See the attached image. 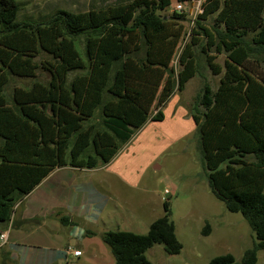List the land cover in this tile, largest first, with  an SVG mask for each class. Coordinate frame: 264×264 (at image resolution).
Returning <instances> with one entry per match:
<instances>
[{
  "label": "trees",
  "instance_id": "trees-1",
  "mask_svg": "<svg viewBox=\"0 0 264 264\" xmlns=\"http://www.w3.org/2000/svg\"><path fill=\"white\" fill-rule=\"evenodd\" d=\"M115 1L19 21L21 3L0 0V232L14 227L17 203L53 171L107 165L150 119L164 121V105L208 67L219 85L207 103L205 83L191 109L203 168L212 194L242 214L257 239L241 263L225 254L208 264H257L264 249V0H205L178 69L188 14L163 12L190 0ZM15 79L30 84L12 87ZM164 211L146 234H102L116 264H152L146 254L155 245L182 252L170 202ZM211 232L207 222L202 235Z\"/></svg>",
  "mask_w": 264,
  "mask_h": 264
},
{
  "label": "rangeland",
  "instance_id": "rangeland-1",
  "mask_svg": "<svg viewBox=\"0 0 264 264\" xmlns=\"http://www.w3.org/2000/svg\"><path fill=\"white\" fill-rule=\"evenodd\" d=\"M18 1L22 6L19 21H39V18L60 9L79 13L90 10L93 4L103 5L104 1L116 2L115 0ZM196 1L198 0H190L185 4L188 14V20L184 23L186 35L173 61L175 69H178V56L182 47L192 38ZM175 6L173 2L163 15L171 16ZM223 60L224 56H220L217 62L223 63ZM202 73L204 77L197 76L191 80L184 93L177 95L178 101L171 102L167 106V119L163 122H153V125L144 129L142 134L139 131L136 132L132 141L120 150V156L123 155L117 164L110 168L124 172L144 171L143 183L137 189L123 187L121 202L128 207L134 205L140 220L148 226L164 216V203L170 202L176 235L183 245V250L179 255H169L164 251L163 246L155 245L146 254L152 264H208L213 258L225 254H232L237 262L241 263L245 251L252 249L257 242L255 233L243 215L229 212L225 205L212 194L207 173L203 168L198 132L193 118L187 123L185 118L181 120L180 116V120H177L175 116L177 104L179 103V107L188 111V106L184 104L189 102L192 106L194 98L205 83H208L205 101L209 103L212 100L220 77L214 76L208 67L202 70ZM39 78L45 81L47 76L40 73ZM28 84H30L29 80L15 79L12 87ZM128 207L125 208L128 209ZM207 222L211 225L212 232L209 236H203L202 231ZM63 226L65 235H58L55 240L60 241V246L65 242V250L73 247L82 251L85 237L83 235L88 236L90 229L86 228L82 222ZM9 227L7 226L3 231ZM92 228L96 229V227ZM69 230L71 234L67 233ZM10 231L13 233L15 229L12 228ZM18 236L24 242L23 244H26L27 252L31 251L30 244L39 242L38 237L30 234ZM40 244L47 245V242L41 241ZM6 249L13 248L6 246ZM45 254L46 252H42L43 256ZM69 257L71 256L65 253V259ZM66 262L67 264H91L75 259H69ZM54 264H60V261ZM257 264H264V249L258 252Z\"/></svg>",
  "mask_w": 264,
  "mask_h": 264
},
{
  "label": "crops",
  "instance_id": "crops-1",
  "mask_svg": "<svg viewBox=\"0 0 264 264\" xmlns=\"http://www.w3.org/2000/svg\"><path fill=\"white\" fill-rule=\"evenodd\" d=\"M183 93H175L164 105L162 108L164 121L167 119V106L171 102L176 103L177 95ZM178 104L175 112L177 120H180L181 116V120L185 118L189 123L192 120L191 104L189 102L184 104L188 106V111ZM153 122L150 119L139 133L142 134L144 129L153 125ZM121 156L118 154L109 164L96 169L72 167L56 169L29 195L20 200L14 210V227L11 225L6 229L9 236L6 246L13 249L8 250L5 246L0 250V264H54L56 261L67 264L66 261L69 259L91 264H116L111 250L102 240V234L107 231L145 234L146 229L150 227L140 220L134 205L128 207L121 202L123 187L137 189L143 183L144 173L143 170L139 172L111 170ZM62 217L70 218L71 224L82 222L90 229L88 236L83 235L84 248L80 257L75 258L68 254L71 257L66 260L65 242L60 246V241L55 240L58 235H65ZM12 228L15 229L13 233L10 231ZM67 233L71 234V230ZM24 234L39 238V242L30 244L31 251L28 252L26 244H23L18 236ZM41 241L47 242L48 246L40 244ZM42 252L46 254L43 256Z\"/></svg>",
  "mask_w": 264,
  "mask_h": 264
},
{
  "label": "built area",
  "instance_id": "built-area-1",
  "mask_svg": "<svg viewBox=\"0 0 264 264\" xmlns=\"http://www.w3.org/2000/svg\"><path fill=\"white\" fill-rule=\"evenodd\" d=\"M205 0H198L196 1L195 5H196V15L193 19V24L195 23V20L197 19L198 15L202 13V5L204 3ZM187 9H185V5L184 4H177L175 6L174 11L178 12V13H182L185 12ZM11 226V225H10ZM8 232H1L0 233V250L6 245L7 241H8ZM66 253L69 255H72L73 257H80L82 255V251L74 249L73 247H68L66 250Z\"/></svg>",
  "mask_w": 264,
  "mask_h": 264
}]
</instances>
